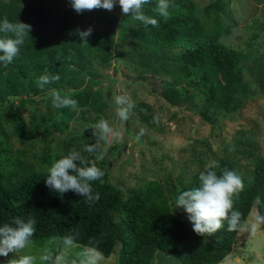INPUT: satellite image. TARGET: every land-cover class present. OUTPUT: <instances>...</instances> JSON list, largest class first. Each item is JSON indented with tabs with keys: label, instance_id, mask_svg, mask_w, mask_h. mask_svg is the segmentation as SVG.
I'll return each mask as SVG.
<instances>
[{
	"label": "trees",
	"instance_id": "1",
	"mask_svg": "<svg viewBox=\"0 0 264 264\" xmlns=\"http://www.w3.org/2000/svg\"><path fill=\"white\" fill-rule=\"evenodd\" d=\"M156 3L149 0L143 9L159 21L153 27L122 15L118 0L112 11L82 13L75 12L71 0H0V19L31 25L20 54L7 68L0 63V226L12 224L16 217H32L36 231L31 241H73L105 257L117 253L120 264H169L175 258L178 264H218L232 253L251 211L264 215V156L256 154L250 128L237 130L233 144L221 147V153L207 139H196L205 148L189 149L181 164L197 166L189 177L186 171L175 175L174 169H167L164 177L140 178L126 188L112 182L106 157L98 159L107 141H99L94 153L85 151L86 144L96 142L94 125L117 107L107 91L124 66L137 74L136 79L156 78L151 91L212 124L264 94V7L263 15L248 24L243 47L223 40L239 25L228 0H209L204 7L195 0H169L167 20L157 14ZM88 28L92 33L86 43L78 30ZM111 67L112 85L95 89ZM46 69L60 79L41 89L36 81ZM54 89L75 99L77 108L54 107ZM38 102L45 104L44 112L33 107L26 117L27 105ZM144 107L150 110L145 102L134 103L138 121L164 131L162 122L151 111L143 112ZM74 121L78 125L71 127ZM120 146L114 148L122 150ZM73 149L95 160L105 173L103 183L91 182L100 196L96 202L86 203L71 190L60 195L45 184L50 166ZM237 154L252 166H244ZM213 162L218 175L235 170L243 179L244 188L234 198L241 224L229 232L225 221L220 230L201 236L174 201L197 187L199 173ZM257 196L261 203L254 206Z\"/></svg>",
	"mask_w": 264,
	"mask_h": 264
},
{
	"label": "rangeland",
	"instance_id": "2",
	"mask_svg": "<svg viewBox=\"0 0 264 264\" xmlns=\"http://www.w3.org/2000/svg\"><path fill=\"white\" fill-rule=\"evenodd\" d=\"M195 1L200 7H204L209 3V0ZM228 1V8L233 12L239 25L233 27L232 32L225 36L223 40L235 46L241 45L244 47V40L249 33L248 24L251 23L252 18L263 15L264 3L258 4L254 0ZM113 74V67L106 70L104 72L105 79L101 80V83L96 85L95 89L109 86L111 84L109 76ZM136 76L135 72L124 66L119 72L118 80L107 93L113 97L126 94L133 103L137 101L147 103L150 110L144 107L142 111H151L154 117L159 119L165 126V130L158 132L146 128L138 121V112H133V110H131L127 121L120 120L117 107L113 111L104 114L109 126L119 131L120 135L108 138L104 153L98 159L106 157L107 168L111 180L115 184L122 188L135 186L140 178L157 179L164 177L167 169H174L175 175L180 171H186V175L189 177L193 173V169L197 167L193 164H190L189 168L181 165L189 157V149L193 145H197L196 148L198 149L205 148L204 145H199L196 139H207L213 150L221 153V147L227 148L233 144L237 130L245 128L251 129L248 135L252 136L258 145L256 154L264 156V94L248 99L246 104L237 112L230 116L220 117L215 121V124H212L209 121H204L188 108L171 106L162 95L151 91L155 86L156 78H151L149 81L136 79ZM33 107H37L39 111L43 112L46 108L45 104L41 102L34 105L28 104L24 110L26 117H29L30 109H33ZM172 114H174V117L170 118ZM91 115L94 117L95 114L91 113ZM76 125L78 124L74 121L71 127ZM127 127H129L128 133ZM11 139L16 146L19 145L16 136L11 135ZM117 143L123 147L122 150L114 148ZM237 156L240 157V161L244 166H252L250 160L241 159L240 154H237ZM128 158L131 159L130 162H127ZM256 214V209L251 211L239 234L240 239L245 241L243 242L245 244L243 256L234 254L218 264H264V230L260 226L256 231L253 232L252 230ZM249 234L250 236H248ZM45 254L53 257L63 255L65 264H80L81 260L88 257L94 259L95 264H120L119 254L117 253L105 257L92 247L73 241H63L59 238L45 241L34 240L18 253H9L7 257L0 256V264H8L9 260L18 259L25 255L34 257L35 264H47V262L41 261V257ZM169 264H178V260L175 258V261L172 260Z\"/></svg>",
	"mask_w": 264,
	"mask_h": 264
},
{
	"label": "clouds",
	"instance_id": "3",
	"mask_svg": "<svg viewBox=\"0 0 264 264\" xmlns=\"http://www.w3.org/2000/svg\"><path fill=\"white\" fill-rule=\"evenodd\" d=\"M117 0H71V6L77 13L91 11L94 9H105L112 11L116 6ZM149 0H118L122 15L133 16L135 20L142 22L145 26L155 27L159 21L144 12V6ZM169 0H157L156 12L165 20L169 18ZM31 25L23 22H11L7 17L0 19V63L7 68L21 52V46L25 44L26 37L30 35ZM92 29L78 30L79 39L87 43V38L91 35ZM60 79L59 74H52L47 69L37 78V86L43 89L46 85L54 83ZM51 98L53 106L56 108L71 107L75 110L78 102L70 96H61L59 90H52ZM117 105V114L121 121L129 119L133 101L126 94L114 97ZM96 137L94 144H86L85 151L94 153L99 147V141H107L108 138L118 137L119 131L109 126L108 121L100 120L94 125ZM79 162V166L76 162ZM218 167L214 162L205 166L198 176L199 184L197 187L185 190L178 195L174 201L175 208H183L188 214V219L193 226V231L201 236L212 235L224 227L227 221L229 232L240 227L242 213L234 208V198L244 188L242 177L235 170L224 169L218 175L214 168ZM45 184L56 193L63 195L68 191H73L83 197L86 203L99 200V193L93 192V181H101L104 171L99 168L95 160L88 159L75 149L67 155L56 160L48 169ZM260 197L254 198L253 205L260 204ZM255 223L252 225L253 232L261 225H264V215L257 213L254 217ZM246 222V221H245ZM245 224V223H244ZM36 220L28 217L27 220L16 217L12 224L5 223L0 226V256L7 257L9 253H18L20 250L29 246L31 237L35 234ZM244 226V225H243ZM242 226V228H243ZM237 234L233 251L229 255L236 253V248L241 249L242 256L245 244ZM263 230V229H262ZM87 255V254H86ZM228 256V257H229ZM240 256V255H239ZM241 256V257H242ZM227 257V258H228ZM41 261L47 264H65L63 255L45 254ZM8 264H35V258L29 255L21 256L18 259H11ZM80 264H95L94 259L88 257L81 260Z\"/></svg>",
	"mask_w": 264,
	"mask_h": 264
},
{
	"label": "water",
	"instance_id": "4",
	"mask_svg": "<svg viewBox=\"0 0 264 264\" xmlns=\"http://www.w3.org/2000/svg\"><path fill=\"white\" fill-rule=\"evenodd\" d=\"M236 253H237L238 255L242 256V251H241V249L236 248Z\"/></svg>",
	"mask_w": 264,
	"mask_h": 264
},
{
	"label": "crops",
	"instance_id": "5",
	"mask_svg": "<svg viewBox=\"0 0 264 264\" xmlns=\"http://www.w3.org/2000/svg\"><path fill=\"white\" fill-rule=\"evenodd\" d=\"M248 236H250V234Z\"/></svg>",
	"mask_w": 264,
	"mask_h": 264
}]
</instances>
